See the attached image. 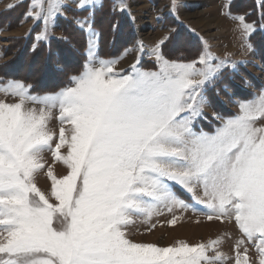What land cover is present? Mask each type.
<instances>
[{"label": "snow or ice", "instance_id": "obj_1", "mask_svg": "<svg viewBox=\"0 0 264 264\" xmlns=\"http://www.w3.org/2000/svg\"><path fill=\"white\" fill-rule=\"evenodd\" d=\"M74 2L83 8L90 0ZM259 4L264 9V0ZM32 7L41 9L34 18L44 20L38 37L44 40L51 17L68 5L52 0L43 17V0ZM77 24L96 35L88 17ZM254 30L244 23L242 35ZM94 47L90 39L82 71L58 93L32 95L20 81L0 85V92L19 98L0 101V264H226L219 240L160 247L128 238L133 216L191 207L180 192L204 205L208 220L234 219L241 234L234 264H251L249 242L264 264V94L241 102L240 113L214 134L196 132L204 89L222 77L227 62L208 52L174 62L157 45L156 70L133 65L130 74L118 75L117 60L98 59ZM56 107L58 137L47 126ZM49 151L68 170L57 177L48 168L56 203L35 183Z\"/></svg>", "mask_w": 264, "mask_h": 264}, {"label": "rangeland", "instance_id": "obj_2", "mask_svg": "<svg viewBox=\"0 0 264 264\" xmlns=\"http://www.w3.org/2000/svg\"><path fill=\"white\" fill-rule=\"evenodd\" d=\"M34 2L40 0H0V85L20 81L31 86L32 95L43 96L72 86L70 78L78 75L89 59V40L94 36L77 24L81 19L78 14L84 8H78L74 0H63L68 7L49 20L47 39H38L45 24L43 18L39 21L34 18L35 13L41 11L39 7H32ZM51 2L43 0L42 17L47 15ZM177 3L179 6L173 8L172 0H90L85 5L99 13L94 26L100 28L99 44L93 39V52L98 59L117 60L114 72L118 75L130 74L133 65L156 70L158 65L153 52L157 45L165 58L174 62H192L204 52L215 57V62H227L222 77L214 85L205 87L201 115L193 121L196 132L214 134L224 120L240 113L241 102H253L264 94V9L259 0H177ZM118 7H129L131 16ZM237 17H244L243 23ZM244 23L255 28L248 36L242 35ZM56 38L62 43L54 44L47 61L43 58L45 48L41 44ZM68 46L75 51L83 49L86 59L80 62L73 53H60V47ZM55 73H58L56 78ZM18 100L0 92V101L11 104ZM26 107L41 105L28 103ZM47 126L58 137L61 127L58 107L52 109ZM63 126L71 127L67 123ZM56 142L54 139L53 148ZM61 153L66 154V148H61ZM43 161L45 168L37 174L35 183L51 203H56L51 197L48 168L51 167L57 177L67 174L68 170L50 151L43 153ZM180 195L191 207L187 210L173 208L169 212L161 206L150 219L133 216L125 229L128 238L160 247L180 242L211 245L219 240L218 250L228 257L226 264H234L235 241L241 238L234 219L210 221L204 205L196 203L186 192ZM202 195V190L198 189L197 196ZM174 218L175 224L170 223ZM245 246L251 264H258L256 248L250 242ZM240 251L243 253L244 247ZM209 255L214 253L210 251Z\"/></svg>", "mask_w": 264, "mask_h": 264}, {"label": "trees", "instance_id": "obj_3", "mask_svg": "<svg viewBox=\"0 0 264 264\" xmlns=\"http://www.w3.org/2000/svg\"><path fill=\"white\" fill-rule=\"evenodd\" d=\"M96 14H97L96 15V19L98 20L99 13H96ZM119 29L121 30L120 27H119ZM57 42H61V41L56 38V39H52L51 41H48V43H46V44H44V43L41 44L42 47L45 48V55L43 56V58H45L47 61H48L49 56H50V54L52 52V47L54 46V44L56 45ZM63 43H65V41H63ZM65 46H67V45H65ZM59 51H60V53L65 54V55H68V53H73V55H77V57H79V59H80V62H83V60H82L83 58L85 59V55L83 53V49L82 50H76L75 51L73 48H71V47L68 46L66 48L60 47L59 48ZM80 66H82V64ZM57 74L58 73H55V78H56V75ZM51 75L54 77L53 74H51Z\"/></svg>", "mask_w": 264, "mask_h": 264}, {"label": "crops", "instance_id": "obj_4", "mask_svg": "<svg viewBox=\"0 0 264 264\" xmlns=\"http://www.w3.org/2000/svg\"><path fill=\"white\" fill-rule=\"evenodd\" d=\"M116 4V3H115ZM135 5V4H134ZM128 6V5H127ZM132 6H133V4H132ZM84 9V11H82L81 10V13H79L78 14V16L79 17H81V19H84L85 17H88L89 18V20L91 21V29H92V31L96 34V35H94V37H93V39L95 40V43H98L99 44V36H100V34H99V32H100V28H97V27H95L94 25H95V17H96V9H94V8H92V7H89L88 5H85L84 7H83ZM118 9L119 10H123V11H127L128 13H129V15H130V11H129V7H122V8H119L118 7ZM90 16H91V18H90ZM131 16V15H130ZM80 19V20H81ZM92 19V20H91ZM87 26V24L85 25V27ZM119 29V28H118ZM95 37H96V39H95ZM92 39V40H93ZM101 43V42H100ZM96 50H97V48H96ZM83 53H84V51H83ZM85 55V59H86V53L84 54ZM86 61V60H85Z\"/></svg>", "mask_w": 264, "mask_h": 264}]
</instances>
